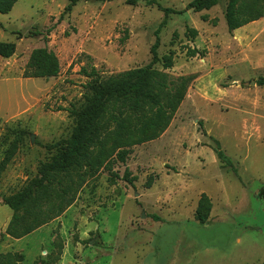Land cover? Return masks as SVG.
<instances>
[{
    "label": "rangeland",
    "instance_id": "rangeland-1",
    "mask_svg": "<svg viewBox=\"0 0 264 264\" xmlns=\"http://www.w3.org/2000/svg\"><path fill=\"white\" fill-rule=\"evenodd\" d=\"M192 1L76 0L66 11L73 0H18L0 13V41L17 46L0 56V165L17 146L0 176V254H21V264H264V19L230 32L228 0L201 12ZM158 29L159 56H175L172 68L155 67L194 76L169 128L88 177L60 217L24 238L3 236L13 215L4 198L73 133L72 110L85 105L92 81L83 68L104 79L148 65ZM42 47L60 74L24 77ZM194 49L201 53L189 56ZM214 139L231 164L218 159ZM204 193L213 209L202 224Z\"/></svg>",
    "mask_w": 264,
    "mask_h": 264
},
{
    "label": "trees",
    "instance_id": "trees-1",
    "mask_svg": "<svg viewBox=\"0 0 264 264\" xmlns=\"http://www.w3.org/2000/svg\"><path fill=\"white\" fill-rule=\"evenodd\" d=\"M18 0H0V13H9ZM73 0L66 11H71ZM113 1V0H97ZM138 0H127L135 4ZM219 0H193L190 8L196 12L210 10ZM224 17L230 32L264 18V0H228ZM202 19L206 21L207 15ZM191 37L197 29L188 28ZM151 47L148 65L102 78L95 67L83 68L91 78L87 84L89 93L80 110H72L77 123L70 138L64 144L54 146L58 154L51 161L42 162L38 176L20 191L6 196L4 204L12 211V218L3 233L14 239L24 238L42 226L60 217L73 203L74 195L103 165L112 161L126 163L131 148L158 139L170 126L176 112L185 99L194 76L173 79L155 66L162 64L164 70L174 66L175 52L159 56L160 38ZM16 44L0 41V56L10 58L16 52ZM199 50H188L191 57ZM61 65L56 54L47 47L33 50L24 72L26 78L57 77ZM264 85V78L260 80ZM219 160L231 164L220 141L214 139ZM111 145V146H110ZM17 152L13 146L0 165L1 173ZM107 164V165H108ZM120 178L118 174H112ZM113 178V179H114ZM123 179L129 184L136 180L126 169ZM264 194V188L261 191ZM213 209L212 199L202 194L198 201L196 220L208 222ZM23 256L18 253L0 254V264H21Z\"/></svg>",
    "mask_w": 264,
    "mask_h": 264
},
{
    "label": "crops",
    "instance_id": "crops-1",
    "mask_svg": "<svg viewBox=\"0 0 264 264\" xmlns=\"http://www.w3.org/2000/svg\"><path fill=\"white\" fill-rule=\"evenodd\" d=\"M264 19V18H263Z\"/></svg>",
    "mask_w": 264,
    "mask_h": 264
}]
</instances>
